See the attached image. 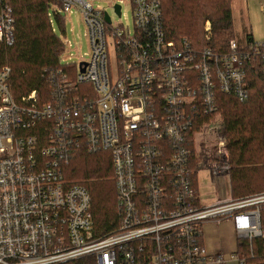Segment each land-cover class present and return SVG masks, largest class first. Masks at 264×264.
Segmentation results:
<instances>
[{"label": "built area", "instance_id": "1", "mask_svg": "<svg viewBox=\"0 0 264 264\" xmlns=\"http://www.w3.org/2000/svg\"><path fill=\"white\" fill-rule=\"evenodd\" d=\"M129 2L132 29L90 1H58V11L80 10L89 50L69 67L43 69L46 99L36 90L14 96L11 68L0 67V264H249L252 240L264 239V191L200 205L194 186L201 166L214 177L228 172L216 95L246 100L253 62L264 91V39L231 38L217 51L206 44L212 28L205 20L201 46L176 43L166 39L161 0ZM123 3L111 2L118 17ZM13 40L12 10L0 0V43ZM81 151L108 153L116 222L101 235L88 188L66 176ZM222 219L239 238L228 259L202 243L203 222Z\"/></svg>", "mask_w": 264, "mask_h": 264}, {"label": "trees", "instance_id": "2", "mask_svg": "<svg viewBox=\"0 0 264 264\" xmlns=\"http://www.w3.org/2000/svg\"><path fill=\"white\" fill-rule=\"evenodd\" d=\"M3 1L12 10L14 40L12 45L0 43V65L7 62L11 68V91L18 97L36 90L40 98L44 95L46 99L48 83L42 71L44 68L60 67L59 59L64 49L49 18V8L56 0ZM231 2L161 0L166 39L178 43L185 38L193 45L201 46L202 25L209 20L212 38L206 44L217 51H226L229 39L233 38ZM247 70L250 93L246 100L240 102L219 91L216 95L223 120L232 198L264 191V91L257 64L253 62ZM107 173L111 174L109 158L102 157V152L76 153L66 168V176L69 177L101 178ZM86 187L93 198L94 229L96 234L101 235L115 225L116 210L109 190L103 191L104 196H100L91 184ZM239 245L243 248V255L250 257L247 242H239ZM252 253L253 257L248 258L249 264L263 261L264 239L252 240Z\"/></svg>", "mask_w": 264, "mask_h": 264}, {"label": "rangeland", "instance_id": "3", "mask_svg": "<svg viewBox=\"0 0 264 264\" xmlns=\"http://www.w3.org/2000/svg\"><path fill=\"white\" fill-rule=\"evenodd\" d=\"M58 1L59 0H56L55 5L53 3L51 4L49 8V18L54 33L61 41L66 43L61 53L59 64L61 66L69 67L73 63L78 62L81 58L86 57V53L89 50L86 35V23L82 19L80 10L76 7H72L69 12L61 10L58 11ZM87 1H90L94 7L98 6L108 11L111 16L112 23L122 24L125 28H133L131 5L129 0H124L121 8L122 14L120 17L113 12L111 7V2L114 0ZM261 3V0H232L231 34L237 42L245 43L248 35L256 41L264 39V10L261 8ZM108 51L109 67L112 75L114 76L117 69V60L110 40L108 41ZM3 65H8V63L5 62L0 65V67ZM219 114L221 116L220 111ZM206 129L207 128H203L196 134V147L198 150H202L201 144L206 137ZM211 140L213 141V138ZM102 157L108 158V153H102ZM109 176L110 175L107 173L101 178H87L80 176L67 177L71 180L79 181L86 186L91 184L93 188L100 193V196H104L103 191L109 190L111 202L115 207L114 184L110 181ZM194 178L197 190L196 198L200 204L211 203L214 200L225 201L232 198L228 174H224L217 178L213 176L212 169L210 167L201 166L198 172L194 173ZM201 233L204 247L209 254L221 252L223 256L228 259L230 255L235 253L238 249L239 238L237 237L229 219H222L219 222L205 221L201 226Z\"/></svg>", "mask_w": 264, "mask_h": 264}, {"label": "water", "instance_id": "4", "mask_svg": "<svg viewBox=\"0 0 264 264\" xmlns=\"http://www.w3.org/2000/svg\"><path fill=\"white\" fill-rule=\"evenodd\" d=\"M119 8H120V5L119 4H116L115 5V11L117 12V14L119 13ZM104 18L106 19V21H109L110 20L107 13L104 14ZM81 70H83V69H81Z\"/></svg>", "mask_w": 264, "mask_h": 264}, {"label": "crops", "instance_id": "5", "mask_svg": "<svg viewBox=\"0 0 264 264\" xmlns=\"http://www.w3.org/2000/svg\"><path fill=\"white\" fill-rule=\"evenodd\" d=\"M218 178V177H217ZM216 179V178H215ZM216 201H219V200H214V201H212L211 203H207V204H200V205H208V204H212V203H214V202H216ZM202 243H203V239H202ZM204 244V243H203Z\"/></svg>", "mask_w": 264, "mask_h": 264}]
</instances>
